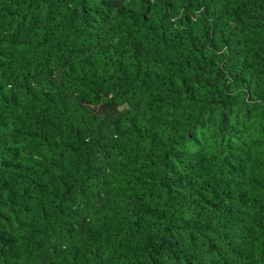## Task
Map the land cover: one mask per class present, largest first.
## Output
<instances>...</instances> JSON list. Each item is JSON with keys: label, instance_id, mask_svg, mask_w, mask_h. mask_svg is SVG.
<instances>
[{"label": "trees", "instance_id": "16d2710c", "mask_svg": "<svg viewBox=\"0 0 264 264\" xmlns=\"http://www.w3.org/2000/svg\"><path fill=\"white\" fill-rule=\"evenodd\" d=\"M0 264H264V0H0Z\"/></svg>", "mask_w": 264, "mask_h": 264}]
</instances>
